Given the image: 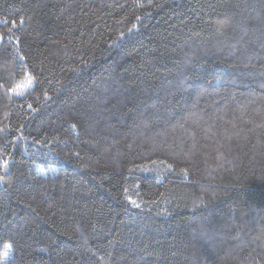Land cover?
Segmentation results:
<instances>
[{
    "label": "trees",
    "instance_id": "obj_1",
    "mask_svg": "<svg viewBox=\"0 0 264 264\" xmlns=\"http://www.w3.org/2000/svg\"><path fill=\"white\" fill-rule=\"evenodd\" d=\"M0 177V264H264V0H0Z\"/></svg>",
    "mask_w": 264,
    "mask_h": 264
},
{
    "label": "snow or ice",
    "instance_id": "obj_2",
    "mask_svg": "<svg viewBox=\"0 0 264 264\" xmlns=\"http://www.w3.org/2000/svg\"><path fill=\"white\" fill-rule=\"evenodd\" d=\"M2 179H3V177H0V180H2ZM133 203H135V202L133 201ZM10 247H11L10 245L6 246V248H10ZM8 254H9L8 251H5V252H4V256H5V257H7Z\"/></svg>",
    "mask_w": 264,
    "mask_h": 264
}]
</instances>
